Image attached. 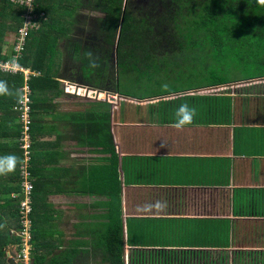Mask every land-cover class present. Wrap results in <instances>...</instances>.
Here are the masks:
<instances>
[{
    "label": "crops",
    "instance_id": "1",
    "mask_svg": "<svg viewBox=\"0 0 264 264\" xmlns=\"http://www.w3.org/2000/svg\"><path fill=\"white\" fill-rule=\"evenodd\" d=\"M62 83L68 90L75 86L76 94L106 95ZM216 87L231 91L195 96L188 89L170 90L169 99L166 92L144 99L148 102L117 97L114 106L89 102L76 111L55 102V114H44L47 132L37 138L46 147L38 178L48 184L41 189L38 220L32 222L37 259L55 256L57 264H80L85 253L90 264L89 254L97 251L92 248L95 232L105 227L108 188L118 181L123 264L125 256L130 264H264V76ZM183 103L194 107L196 116L191 125L176 129L173 113ZM88 109L108 114L116 179L110 175V152L98 148L93 158L70 139V114ZM76 169H82L78 175ZM102 175L105 185L96 188ZM132 188L138 191L133 208L150 209L151 215H125ZM126 218L134 219L132 235L154 234L173 243L141 245L134 239L139 243L126 245Z\"/></svg>",
    "mask_w": 264,
    "mask_h": 264
},
{
    "label": "trees",
    "instance_id": "2",
    "mask_svg": "<svg viewBox=\"0 0 264 264\" xmlns=\"http://www.w3.org/2000/svg\"><path fill=\"white\" fill-rule=\"evenodd\" d=\"M55 1L56 3L50 0L30 1L31 13L35 15L37 27L26 40L21 57L17 60L19 66L28 72L25 79L29 91L27 99L30 100L26 104L28 111L25 113L28 121L25 136L26 150L21 147L24 144L22 142L24 121L20 114L21 106L18 104L23 94L20 88L24 76L21 72L0 73V90H2L0 91V168L6 169L5 174H0V195L17 193L16 196L0 200V264H7L4 248L13 240L8 237V230L16 226L17 208L22 197L18 167L24 156L27 157V161L24 162L28 173L27 181L31 186L29 193L31 221L38 220L37 206H42L39 204L42 198L41 189L48 184L40 182L38 178L39 160L46 147H43L37 138L42 134L41 132H47L43 130L46 124L44 114H55V104H52V101L62 94L60 82L55 78L59 67L56 62L60 54L56 45L61 38H69L68 27L73 25L71 20L80 12L79 9L103 15L96 18L97 32L103 36L106 45H115L116 76L130 80L134 88L144 76L150 77L152 71L166 67L160 66L164 61H168L167 66L174 65L170 69L176 68L175 70L178 71L181 70L182 63L188 62L193 71L202 75L204 72L201 69L210 59L229 64V67L234 64L246 67L250 63L257 68L264 64V6L256 4L255 0H155L147 2L151 8H154V10L147 9L148 11L144 8L136 9L134 0ZM58 2L62 3L61 6L57 4ZM25 10V6H19L10 0H0V46L2 34L6 30L15 33L17 25L23 18L22 11ZM153 13L155 16H151ZM80 47L76 42L71 46L72 61L79 62L77 84L90 90H105L102 88L107 76L106 59H102L105 56L100 53L90 54L88 49H80ZM0 60H6V56L1 54V48ZM199 63L201 67L198 72ZM220 71L222 72L223 69ZM262 71L256 72L255 75L263 77L264 69ZM205 72L208 77L205 78L207 82L204 86L192 87L188 90L226 85L230 81L220 77L215 78V67ZM252 76L242 80H248ZM109 92L116 93L119 98L138 101L153 95L137 96L123 93L115 84ZM173 92L169 90L165 94ZM156 95L158 94L153 96ZM101 104L103 103L95 102L97 106ZM67 125L70 126V139L75 140L76 145L84 149L87 155L94 158L99 149L100 152H110V175L112 174L116 179V155L110 139L108 114L94 109L74 112L70 114ZM25 151L26 155H24ZM9 155H14L16 159L6 160ZM80 170L82 169H76L73 173L78 175ZM97 172L101 171L96 169L94 173L97 175ZM68 178L69 182H76L74 178L69 176ZM53 182L49 184L50 189L55 187ZM115 182L116 189L110 183L109 194L106 195L108 200L105 202V227L97 230L93 238L92 248L97 251L89 254L90 261L94 262L96 258L98 264H123L124 242L119 206V182ZM101 184L105 185L103 175L99 181L95 180L96 188ZM124 184L130 185L128 181ZM97 192L102 193V190L98 188ZM132 219L126 218V239L128 234L133 233L134 219ZM125 244L128 245L126 242ZM30 246L32 260L30 264H57L60 261L55 256L47 262L37 259L33 224ZM82 255L78 259L79 263L87 264L85 261H88V256L85 258L86 254Z\"/></svg>",
    "mask_w": 264,
    "mask_h": 264
},
{
    "label": "rangeland",
    "instance_id": "3",
    "mask_svg": "<svg viewBox=\"0 0 264 264\" xmlns=\"http://www.w3.org/2000/svg\"><path fill=\"white\" fill-rule=\"evenodd\" d=\"M148 1H155V0H134L135 3V8H141V9H145V11H148L147 9L150 10H154V8H151L147 2ZM50 2L52 3H56L55 0H50ZM51 4V3H49ZM59 6H61L62 3L58 2L57 3ZM56 8V7H55ZM31 9V6H30ZM159 9V8H157ZM80 12L77 14V16L75 18H72L71 22L73 25H71L70 27H68V34H69V38H61L56 47H57V51L60 53L59 54V58L57 60V65L58 70L55 74V78H57V80H60L59 82H64L66 85L71 86L72 85L70 83L73 84H77V78L78 76V72H79V62H74L72 61V48L71 46L73 45L74 42L77 43V45L81 46L80 49L86 48L88 49V52L90 54L92 53H100L103 54L105 57H101L102 59H106V80L104 82V85L102 88H104L105 90H102L105 92L106 95H102L99 97H95L93 94L90 93H86L88 95L89 98H86L84 96L81 95H86L85 92L79 90V92L76 94V92L74 91V89L72 90H68L67 86L64 88V93L62 92V96L55 99L53 101L52 104L58 103V101L60 100L61 104H64L65 108L67 109L68 106H70V111H76L80 108V104H84V103H89V102H101V103H110L111 106H114V102L116 100V98L118 96H116L117 94H112L111 92H109L110 90H112L113 85L115 84L117 89L120 92L123 93H127V94H131V95H137V96H142V95H148V94H157L160 92H164L162 91V85L163 84H167L169 86V90H183V89H189V88H194V87H201L204 86V84L207 82L205 80L206 77H208V74L205 72L208 69H211L213 67H215V78H224V80H239V79H243L247 76L250 75H255L256 72L262 71L264 69V64L258 66L257 68L254 66V64H248L246 67L245 66H240V65H233L232 67H229V64H225V63H220L218 62V60H214L210 59L208 60L207 64L203 67V69H201L204 74H197L196 71H193L192 68H190V64L187 63H182V67L181 70H175V69H170V67H174L173 64H171L170 66L168 65V61H164L160 63V66H166L164 68H168V69H164L163 67H161L158 70H154L152 71L150 77H146L144 76L143 78H141L139 80V84L136 88H134L133 86H131L130 84V80H127L126 78H122V77H117V72H116V66H115V53H114V48L115 45L112 46H108L106 45L104 38L102 35L98 34L97 29H96V18L102 17L103 15L97 12H87V10L84 9H79ZM33 14L29 13V16L31 17ZM22 20L23 19H27L26 17L28 16L26 10L22 11ZM151 16H155V13H153ZM25 17V18H24ZM34 18V16H33ZM21 20V21H22ZM21 21L19 23V25L21 24ZM18 27V25H17ZM16 27V28H17ZM2 39H1V54L2 56H6L7 58H9L11 55H13V45H14V32L10 31V30H6L3 34H2ZM70 42V45H68V43ZM243 64V63H242ZM200 67H201V63H199L198 65V72L200 71ZM219 69V70H218ZM220 69H223V71L221 72ZM262 69V70H261ZM175 70V71H174ZM263 72V71H262ZM26 72H23V74H26ZM24 76V82L22 83V87L20 88V90L23 92L20 100L18 101V104L21 106V116H23L27 111L28 108L26 109V104L30 102V100L27 99V95L29 94L28 89L26 88L25 85V79H27V77L25 75ZM59 87L62 91V87L63 83L60 84L59 83ZM221 91H217L220 90ZM227 88L223 87H210L208 89L206 88H197L195 90H192L193 92H190L189 95H195V94H205V95H215L218 93H230V91L226 90ZM67 90V91H65ZM90 91V90H89ZM70 92V93H69ZM66 93V94H65ZM107 93H109L107 95ZM109 98V96L111 97L112 100H110V102H108L106 99ZM197 96V95H195ZM26 97V98H25ZM91 97V98H90ZM167 98H170V94L167 96ZM98 99L100 101H98ZM117 100L119 101H124L123 99L121 100L120 98H117ZM87 101V102H85ZM147 101V100H144ZM148 102V101H147ZM130 103H133L134 106H136V104L141 105V103H138L136 101H130ZM133 106V107H134ZM17 117L19 116L18 114L16 115ZM47 117V116H46ZM57 130V128H56ZM26 132V129H25ZM66 144V143H65ZM87 157V156H86ZM72 159H74L75 161H79L80 158L75 156V157H71ZM79 160H78V159ZM91 158V157H90ZM26 161V158L24 156L21 165L18 167L19 172L20 169L24 170L25 169V165L24 162ZM86 161V160H85ZM20 174V173H19ZM72 189H76V187H72ZM131 194L132 196H130L131 200H128V204H126V209L124 207V211H125V215H127L128 217L133 216V217H138V216H149L151 214L150 213V209H146L144 208L142 211H137V207L133 208V201H134V205L137 204L136 200L138 198V191L135 189H131ZM17 194V193H16ZM15 193H11L10 195L6 196H0V200L9 196H16ZM153 209V207H151V210ZM148 212V213H147ZM124 214V212H123ZM129 227V226H128ZM13 236V235H12ZM11 236V233L8 234L9 238H13ZM142 237H139L137 235H131L128 234V239H126V243L130 244L132 243V241L135 242L134 239H137L140 241L141 245L143 244H152V245H168V244H172L173 242H171L169 239L167 240L166 238L157 236L152 234V236L149 235H141ZM135 243H139V242H135ZM12 245V243L10 244ZM6 246L5 247V259H7V255L8 253H6V248L8 249V247L10 246ZM124 247V245H123ZM96 251V249L94 250ZM124 258V257H122ZM126 258H128L126 260ZM13 260V259H12ZM123 260V259H122ZM97 259L95 258V261L92 263L89 262L90 264H98L96 263ZM125 262L127 264H130V257L129 256H125Z\"/></svg>",
    "mask_w": 264,
    "mask_h": 264
},
{
    "label": "built area",
    "instance_id": "4",
    "mask_svg": "<svg viewBox=\"0 0 264 264\" xmlns=\"http://www.w3.org/2000/svg\"><path fill=\"white\" fill-rule=\"evenodd\" d=\"M30 1L31 0H10V2L16 3L19 6L20 5L25 6L28 16L26 17L27 19H23L21 21V24L18 25V27L15 30L13 55H11L9 58H6V60L3 61L0 60V73L26 72L22 70L17 60L21 57V52L24 48V44L26 40L30 37L32 31L37 27L36 21L33 18V16L35 15H32L31 17L29 16V13L31 11ZM27 74L28 73L24 75ZM22 119L24 121L23 124L24 136L22 138V142H24V144H22L21 147L24 150H26L27 144H26L25 136L27 132H25V129L27 131L26 124L28 121L26 120L25 114L22 116ZM24 155H26V151ZM25 158L27 161V157ZM19 173H20L19 179H20L22 197L19 199V205L17 208L16 226L15 228H11L8 231V234L11 233V236L13 235L12 236L13 240L11 242L12 245H10L9 248L11 249L10 251L12 254V259L15 264H30V260H31L30 240H31L32 221H31V207H30L31 200L29 198V193L31 190V186L30 183L27 181L28 173L26 171V168L24 170L20 169Z\"/></svg>",
    "mask_w": 264,
    "mask_h": 264
},
{
    "label": "clouds",
    "instance_id": "5",
    "mask_svg": "<svg viewBox=\"0 0 264 264\" xmlns=\"http://www.w3.org/2000/svg\"><path fill=\"white\" fill-rule=\"evenodd\" d=\"M256 4L260 5V6H264V0H255ZM7 58V57H6ZM23 71H27L25 69L22 68ZM22 73V72H21ZM28 73V72H27ZM23 74V73H22ZM24 75V74H23ZM27 76V75H25ZM61 83V82H60ZM62 84V83H61ZM66 86L63 85L62 86V90L64 92V88ZM73 88L75 89V86H73ZM2 91V90H0ZM162 91L164 92H168L169 91V86L167 84H163L162 85ZM85 92V91H84ZM100 92V91H98ZM70 93V92H69ZM93 92H90V94H92ZM66 94V93H65ZM108 95V93H107ZM100 101V100H98ZM196 116V109L194 107H190L189 104L187 103H183L181 105H179L173 113V123L171 124V127H174L176 129H182L187 125H191L193 123L194 117ZM162 147H164L165 145H161ZM8 161H13L16 159V157L14 155H9L8 157L5 158ZM6 169L4 168H0V174H5ZM13 228V227H12ZM11 228H9L10 230ZM8 230V231H9ZM10 245V244H9ZM11 253V251H8L7 253ZM5 256V253H4ZM7 257V256H6ZM13 261V260H12ZM32 261V260H31ZM14 263V262H13ZM15 264V263H14Z\"/></svg>",
    "mask_w": 264,
    "mask_h": 264
},
{
    "label": "water",
    "instance_id": "6",
    "mask_svg": "<svg viewBox=\"0 0 264 264\" xmlns=\"http://www.w3.org/2000/svg\"><path fill=\"white\" fill-rule=\"evenodd\" d=\"M7 264H14L12 261V254L9 252L6 259Z\"/></svg>",
    "mask_w": 264,
    "mask_h": 264
},
{
    "label": "bare ground",
    "instance_id": "7",
    "mask_svg": "<svg viewBox=\"0 0 264 264\" xmlns=\"http://www.w3.org/2000/svg\"><path fill=\"white\" fill-rule=\"evenodd\" d=\"M78 90V89H77Z\"/></svg>",
    "mask_w": 264,
    "mask_h": 264
}]
</instances>
